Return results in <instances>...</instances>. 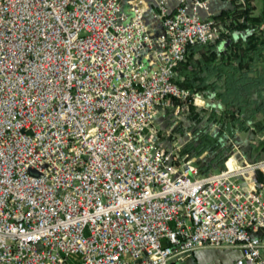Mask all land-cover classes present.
<instances>
[{
	"label": "built area",
	"instance_id": "obj_1",
	"mask_svg": "<svg viewBox=\"0 0 264 264\" xmlns=\"http://www.w3.org/2000/svg\"><path fill=\"white\" fill-rule=\"evenodd\" d=\"M210 2L0 0V264H264V157L201 175L154 126Z\"/></svg>",
	"mask_w": 264,
	"mask_h": 264
},
{
	"label": "trees",
	"instance_id": "obj_2",
	"mask_svg": "<svg viewBox=\"0 0 264 264\" xmlns=\"http://www.w3.org/2000/svg\"><path fill=\"white\" fill-rule=\"evenodd\" d=\"M224 1L229 6L210 16L220 37L189 46L176 68L175 82L205 97L206 107L187 103L185 120L175 125L163 116L184 138L180 158L194 159L201 175L224 168L233 138L248 160L264 157V0L257 12V0Z\"/></svg>",
	"mask_w": 264,
	"mask_h": 264
},
{
	"label": "crops",
	"instance_id": "obj_3",
	"mask_svg": "<svg viewBox=\"0 0 264 264\" xmlns=\"http://www.w3.org/2000/svg\"><path fill=\"white\" fill-rule=\"evenodd\" d=\"M129 1L130 0L121 1L125 9L129 8ZM144 1L148 3V7H150L152 6L154 0H144ZM167 1H168L169 10L171 11L176 6L177 0H167ZM228 6H229L228 2L224 0H211L208 17H210L214 13H218L220 10L227 8ZM149 11L147 15L148 17H150V19H152ZM203 14L205 15V13ZM155 24L157 27H159L158 21H155ZM211 249L212 248L198 249L194 251L189 257H187L182 261L173 260L172 264H235V261L241 256V252L238 248L216 249L219 251L213 253L208 252Z\"/></svg>",
	"mask_w": 264,
	"mask_h": 264
},
{
	"label": "rangeland",
	"instance_id": "obj_4",
	"mask_svg": "<svg viewBox=\"0 0 264 264\" xmlns=\"http://www.w3.org/2000/svg\"><path fill=\"white\" fill-rule=\"evenodd\" d=\"M120 1H124V0H120ZM254 3H255V11L257 12V11L260 10V8L258 7L260 3H259L258 0L255 1ZM209 10H210V7H209ZM193 96H194L195 99L197 98L196 100H192V105L194 106V109H197V108L199 109V108H205L206 107L207 100H206L205 97H203L201 95H193ZM188 112H189V106L187 107V105L184 107V109L177 116L174 115L173 111H172V114H171L170 109L168 108V109L160 112L157 115V117L155 118V120H154V126H155L156 129H158L159 137L167 139V142H170V143H168L169 145H171L173 143H176V145L179 147L178 148V153H179V150L181 148L182 142L184 141V138L176 137L175 134H172L173 125L167 127L165 125V123H164L163 116L167 115V114L168 115H172V117H170V121H172V123L175 125L178 122L182 121L186 117V114ZM230 142H231L232 149H233V147L235 145L240 150L241 144H239V142H240L239 139H234L233 138V139H230ZM29 174L30 175H37L38 173H37L36 169L30 168L29 169Z\"/></svg>",
	"mask_w": 264,
	"mask_h": 264
},
{
	"label": "water",
	"instance_id": "obj_5",
	"mask_svg": "<svg viewBox=\"0 0 264 264\" xmlns=\"http://www.w3.org/2000/svg\"><path fill=\"white\" fill-rule=\"evenodd\" d=\"M202 17L204 18L205 17V15L202 13ZM219 250H216V249H214V250H209L208 252H211V253H213V252H218Z\"/></svg>",
	"mask_w": 264,
	"mask_h": 264
}]
</instances>
